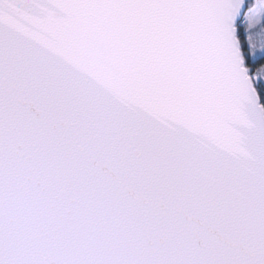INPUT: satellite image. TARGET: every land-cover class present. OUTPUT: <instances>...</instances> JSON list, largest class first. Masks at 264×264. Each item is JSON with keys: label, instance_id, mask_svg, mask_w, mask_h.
Masks as SVG:
<instances>
[{"label": "snow or ice", "instance_id": "1", "mask_svg": "<svg viewBox=\"0 0 264 264\" xmlns=\"http://www.w3.org/2000/svg\"><path fill=\"white\" fill-rule=\"evenodd\" d=\"M0 264H264V0H0Z\"/></svg>", "mask_w": 264, "mask_h": 264}]
</instances>
